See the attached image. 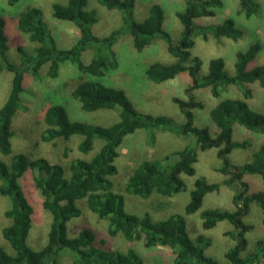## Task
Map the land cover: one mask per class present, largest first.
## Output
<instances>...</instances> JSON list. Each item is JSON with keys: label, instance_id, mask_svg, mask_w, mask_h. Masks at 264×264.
Instances as JSON below:
<instances>
[{"label": "trees", "instance_id": "1", "mask_svg": "<svg viewBox=\"0 0 264 264\" xmlns=\"http://www.w3.org/2000/svg\"><path fill=\"white\" fill-rule=\"evenodd\" d=\"M19 0H7L15 5ZM108 10L123 13V27L113 30L106 37L93 34L92 27L97 23L96 13L87 9V0H67L65 4H52V15L56 19L71 22L79 30L76 43L68 49H60L56 39L43 18V12L35 6H28L17 18L18 29L26 34L35 45L32 52L18 46L20 63L8 60L9 49L5 20L0 17V74L12 75L11 88L7 99L0 108V154L9 161L0 159V195L8 198L9 207L5 216L11 224L2 230L3 237L12 247L14 254H8L0 247V264H60V254L69 251L73 264H146L139 251L130 247L120 251L109 247L107 238L97 242V236L90 228H83L77 236L68 235V223L81 215L78 202L100 220L107 222V236H122L129 243L142 242L147 249L165 247L174 255V264H221L207 256L206 249L211 245L210 238L198 235L193 239L189 233L185 215L200 211L206 194L218 192L222 185L234 191V211L205 209L200 211L202 227L214 228L221 221H229L234 229L226 232L236 241L226 253L230 264H255L264 259V240H259L256 251L247 257L241 253L247 247L246 233L252 228L243 221L256 203L264 211V191L249 192V184L244 180L246 174L259 175L264 180V143L252 154V160L240 166L232 165L228 156L235 149L246 150L252 146L248 140L234 141V126L240 125L247 130L264 134V113L253 109L249 100L253 91L248 84L257 83L264 87V63L249 67L258 53L264 51L262 42H254L244 52L236 54L235 73L229 74L223 58H212L207 73L200 76L202 60L192 54L196 37L207 40L227 38L238 40L243 31L236 26L233 18H225L217 24H197L196 20L216 16V10L223 6L222 0H185L183 10L176 12L182 24L179 40L174 43L170 34L164 30L165 12L158 3H152L148 16L138 22L133 11L136 0H98ZM238 13L246 19L258 15L260 4L257 0H238ZM129 34L134 48L141 52L156 38H161L167 51L175 58L171 63H151L146 75L155 83H163L187 72L191 84L186 89L187 98L173 97L185 117L182 124L166 116L142 114L136 110L126 93L119 88L110 87L99 80L76 82L71 91L86 112L99 109H118L119 120L111 126L88 124L72 121L66 109L49 102L36 115L43 126L40 140L56 144L68 142L73 135H81L78 145L80 153L87 155L94 149L96 140L102 142L99 151L89 159H72L68 170L58 163H51L44 157L30 159L21 151L13 153L12 121L20 109H25L22 95L27 74L38 78L43 67L50 79L60 76L61 64L71 62L84 74L100 79L118 68V60L113 51L120 36ZM89 52L90 62L84 63L82 55ZM71 82H65L69 86ZM235 87L239 94L224 96L211 109L210 116L218 132L211 135L209 128L198 127L194 122V109H203L204 103L197 100L194 91L209 89L214 98ZM34 120H36L34 118ZM37 121V120H36ZM38 121V123H39ZM143 129L148 133L150 145L155 143L157 131H168L178 137L194 138V146H187L164 157L165 165L153 161H143L128 178L125 191L129 194L148 198L153 193L172 197L184 189L181 174L195 175L198 160L197 149L201 151L217 149L222 161L218 168L226 179L220 183H209L205 178H197L190 194V201L184 213L171 214L166 219L154 221L149 214L137 215L125 210L124 197L112 192L110 177L117 174L115 160L119 157V147L127 135ZM33 172L36 187L44 200L43 207L52 216L47 244L41 250H33L28 245V237L33 226L34 209L26 198L20 185V178L28 171Z\"/></svg>", "mask_w": 264, "mask_h": 264}, {"label": "rangeland", "instance_id": "2", "mask_svg": "<svg viewBox=\"0 0 264 264\" xmlns=\"http://www.w3.org/2000/svg\"><path fill=\"white\" fill-rule=\"evenodd\" d=\"M67 0H19L15 5H9L7 0H0V17L5 22V31L8 37L9 49L8 60L19 64L20 56L18 46L26 51L32 52L35 45L30 42L28 36L21 32L17 26L18 15L28 6H35L42 10L43 18L54 35L60 49L72 47L79 36V30L71 22L59 20L52 15V4L54 2L65 4ZM223 6L216 11L214 17H204L196 20L197 24H217L225 18L231 17L235 20L236 26L243 31L238 40L221 38L215 40L209 37L203 40L200 37L195 39V47L192 54L200 57L202 68L200 76L207 73L209 61L212 58L221 57L226 64L229 74L235 73L234 63L238 52L246 51L254 42H262L264 39V0H257L260 4L258 15L246 19L243 14L238 13V0H222ZM152 3H158L165 12L163 28L166 30L174 43H176L182 32V24L176 16V12L185 7V0H136L133 15L138 22L144 20ZM87 9L94 11L97 23L92 27V32L98 37H106L113 30L123 27V13L118 10H108L99 4L98 0H87ZM118 60V68L107 73L103 78L97 79L89 74L78 70L71 62L61 64L60 76L57 79H50L46 75V66L40 71L38 78L27 74L22 99L25 109L17 111L12 121L13 153L25 151L30 159L44 157L51 163H58L68 170V164L72 159H89L95 155L102 142L95 141L94 149L87 155L79 152L78 145L82 141L81 135H73L68 142L57 141L56 144L44 143L40 140L39 133L43 126L38 120L41 109L49 102L63 106L72 121H80L88 124L111 126L118 122V109H99L94 112H86L81 108L78 100L74 99L71 91L79 83L82 77L84 80H99L103 84L122 89L130 99L136 110L142 114L153 116H166L178 124L185 122V117L177 104L172 101L173 97L187 98L186 89L191 84V78L187 72L180 73L176 78L163 83H155L146 75V70L151 63H171L175 58L167 51L166 43L161 38H156L143 51H137L133 46L132 37L124 34L119 37L113 47ZM89 52L82 55V61L88 63L91 60ZM264 63V51L258 53L256 59L250 63L252 68ZM12 75L9 72L0 74V108L8 97L11 88ZM75 81L78 83L75 84ZM65 82H71L65 86ZM253 91V98L249 100L253 109L264 113V87L257 83L248 84ZM239 91L232 87L220 98H214L209 89H198L194 91L197 100L204 103L203 109H194V122L198 127L209 128L211 135L215 136L218 127L210 116L211 109L224 96L238 95ZM236 97V96H235ZM225 98V97H224ZM34 118L37 120H34ZM39 121V123H38ZM234 141L248 140L252 146L246 150L235 149L228 156L232 165L240 166L252 160V154L264 143V134H258L246 128L235 125L233 131ZM194 138H182L168 131H157L155 143L150 145L148 133L139 129L135 133L127 135L119 147V157L115 160L118 172L109 179L112 182V192L121 194L124 197L125 210L137 215L149 214L154 221L166 219L171 214L185 215V206L190 201V194L194 188L197 178H205L209 183H220L226 179L218 168L222 161L217 156V149L201 151L197 149L198 160L195 163V175L181 174L184 181V189L172 196L166 197L153 193L144 199L129 194L125 191L128 178L133 174L137 166L143 161L159 163L160 167L165 165L164 157L176 151L183 150L187 146H194ZM0 159L9 161V157L0 154ZM33 172L28 170L19 180L22 190L34 209L33 226L28 237V245L33 250H41L47 244L48 232L52 220L51 214L43 207V196L36 187ZM244 180L249 184V192L264 191V180L259 175L246 174ZM1 183V181H0ZM234 191L228 186L222 185L218 192L206 194L203 206L205 209H220L234 211ZM81 215L71 219L68 223V235L75 237L83 228H90L97 236V242L101 238H107L109 247L125 251L130 247L136 248L143 256L146 264H174V255L170 249L156 247L147 249L142 242L129 243L122 236L109 238L107 236V222L100 220L97 215L91 212L85 203L78 202ZM9 207V200L0 195V247L8 254L13 255L14 251L2 234L3 228L11 224V219L5 216ZM200 211L191 215H185L189 233L193 239L198 235H204L211 240V245L206 249L207 256L221 264H230L226 253L234 247L236 241L225 233L234 229L229 221H221L214 228L205 230L202 227ZM243 221L252 228L246 233L247 247L241 253L247 257L256 251L259 240H264V211L256 203L250 205V210ZM68 250L60 254V264H73L72 257ZM255 264H264V259Z\"/></svg>", "mask_w": 264, "mask_h": 264}]
</instances>
